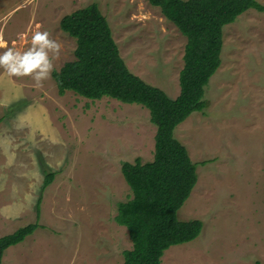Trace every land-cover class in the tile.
I'll return each mask as SVG.
<instances>
[{
    "label": "rangeland",
    "instance_id": "1",
    "mask_svg": "<svg viewBox=\"0 0 264 264\" xmlns=\"http://www.w3.org/2000/svg\"><path fill=\"white\" fill-rule=\"evenodd\" d=\"M94 3L128 69L177 98L187 39L148 0H0V32L25 51L37 26L48 31L62 45L59 71L76 50L61 20ZM204 100L205 112L174 134L198 164L178 219L200 220L203 230L161 264H264V13L250 9L224 27L221 65ZM155 135L140 105L62 96L52 74L36 88L0 69V237L39 226L5 252L4 264H123L132 242L115 217L133 195L122 166L153 161Z\"/></svg>",
    "mask_w": 264,
    "mask_h": 264
},
{
    "label": "trees",
    "instance_id": "2",
    "mask_svg": "<svg viewBox=\"0 0 264 264\" xmlns=\"http://www.w3.org/2000/svg\"><path fill=\"white\" fill-rule=\"evenodd\" d=\"M187 39L180 93L163 90L134 75L120 56L110 24L98 4L79 9L60 22L76 41L75 60L52 73L60 95L68 91L96 101L111 98L147 109L156 127L154 159L124 163L122 173L132 198L118 205L115 221L127 229L132 249L123 264H161L166 251L188 244L202 233L200 220L181 221L178 212L198 181L197 165L175 137L176 128L193 113H204L206 87L221 65L223 29L245 12L264 13L258 0H148ZM205 165L206 162H202ZM49 173L45 188L54 180ZM40 210V200L37 203ZM39 228L31 224L0 237V264L5 252Z\"/></svg>",
    "mask_w": 264,
    "mask_h": 264
},
{
    "label": "clouds",
    "instance_id": "3",
    "mask_svg": "<svg viewBox=\"0 0 264 264\" xmlns=\"http://www.w3.org/2000/svg\"><path fill=\"white\" fill-rule=\"evenodd\" d=\"M37 26L31 34V46L25 51H20L13 46H9L4 35L0 32V69H3L9 77L31 78L34 87L42 88L44 82L51 79V74L55 71L54 61L60 56L62 45L53 39L48 31H40ZM21 39L25 34H19Z\"/></svg>",
    "mask_w": 264,
    "mask_h": 264
},
{
    "label": "crops",
    "instance_id": "4",
    "mask_svg": "<svg viewBox=\"0 0 264 264\" xmlns=\"http://www.w3.org/2000/svg\"><path fill=\"white\" fill-rule=\"evenodd\" d=\"M0 23H2V21H0ZM10 249H11V248H9L6 252H8ZM5 254H6V253H5ZM5 254H4V257H3V259H2V264H4V262H5V260H6V258H5Z\"/></svg>",
    "mask_w": 264,
    "mask_h": 264
}]
</instances>
